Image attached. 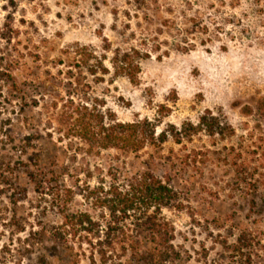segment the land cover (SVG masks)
<instances>
[{"label": "rangeland", "instance_id": "374dc122", "mask_svg": "<svg viewBox=\"0 0 264 264\" xmlns=\"http://www.w3.org/2000/svg\"><path fill=\"white\" fill-rule=\"evenodd\" d=\"M166 21L172 29L161 27ZM144 37L151 54L138 85L71 70L65 56L78 46L102 54L106 40L114 49L142 51ZM16 61L34 82L22 98L11 90L13 81L0 79V264H61L37 234L61 226L67 210L100 217L84 198L88 189L109 186L111 171L131 176L147 169L151 150L91 155L79 141L60 142L53 104L70 97L124 123L160 121L158 132L198 124L206 111L224 117L235 130L232 139L202 134L186 148L170 140L154 155L151 168L161 176L171 153L181 160L198 154L196 167L172 170L185 210L164 211L182 254L177 264H232L225 246L243 228L264 244L263 193L253 207V194L237 191L229 155L242 146L264 165V0H0V68ZM28 135L36 136L43 165L34 151L17 148ZM54 174L58 183L49 181ZM68 190L75 198L63 197ZM80 264L90 263L82 257Z\"/></svg>", "mask_w": 264, "mask_h": 264}, {"label": "trees", "instance_id": "16d2710c", "mask_svg": "<svg viewBox=\"0 0 264 264\" xmlns=\"http://www.w3.org/2000/svg\"><path fill=\"white\" fill-rule=\"evenodd\" d=\"M161 27L172 29L168 21ZM149 43L150 38L144 37L141 47L146 49L141 48V51L133 47L114 49L106 40L102 54L93 48L78 46L75 50H66L65 56L71 70L85 71L102 80L111 75L126 78L131 84L138 85L142 61L151 54ZM11 64L0 68V79L6 77V82L13 81L11 90L24 98V89L34 82V75L20 61ZM53 108H59V133L63 134L60 142L79 141L91 155L111 150L136 156L147 150L153 153L144 171L131 176L120 170L111 171L108 173L109 186L101 184L97 188H89L85 196L83 194L93 208L100 211V217L67 210L62 214L61 226L37 234L40 242L48 245L52 256L61 264H80L82 257L87 258L90 264H177L182 254L175 245L176 230L165 218L164 211L185 210L186 202L175 187L172 170L196 167L198 154L192 152L181 160L171 153L165 161L168 170L161 176L151 168L155 163L154 155L160 156L170 140L186 148V144L202 134L214 141L232 139L235 136L232 126L224 117L206 111L198 124L185 122L180 128L169 126L158 132L160 121L137 119L124 123L102 106L87 104L83 100L77 102L73 97L61 104L54 103ZM35 137L28 135L16 144L23 155L35 150ZM10 139L14 140L13 137ZM41 152L34 151L33 156L37 163L43 165ZM229 155L237 191L248 190L253 194L251 203L256 206L258 194L262 192L264 197V165L257 160L256 151L242 146L231 147ZM31 179L37 181L33 177ZM49 181L58 183L59 178L54 174ZM76 195L73 190L63 192L65 198H75ZM234 239L233 244L226 243L225 246L232 255V264H264V244L253 230L243 228L234 235Z\"/></svg>", "mask_w": 264, "mask_h": 264}]
</instances>
